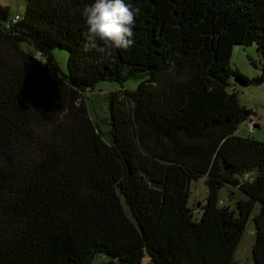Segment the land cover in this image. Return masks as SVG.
<instances>
[{
  "label": "trees",
  "instance_id": "obj_1",
  "mask_svg": "<svg viewBox=\"0 0 264 264\" xmlns=\"http://www.w3.org/2000/svg\"><path fill=\"white\" fill-rule=\"evenodd\" d=\"M23 1L0 5V264H231L256 204L264 264V143L236 136L253 113L229 90L264 83V0H125L134 44L110 56L82 50L93 0ZM237 45H255L259 76L231 68ZM136 77L110 93L106 141L84 95ZM225 187L245 198L226 205Z\"/></svg>",
  "mask_w": 264,
  "mask_h": 264
},
{
  "label": "rangeland",
  "instance_id": "obj_2",
  "mask_svg": "<svg viewBox=\"0 0 264 264\" xmlns=\"http://www.w3.org/2000/svg\"><path fill=\"white\" fill-rule=\"evenodd\" d=\"M0 5L9 7L10 15H22L25 10V1L23 0H0ZM26 48L31 51L30 46ZM53 58L60 71L67 72L68 52L64 49L56 48L52 52ZM36 60H40L35 56ZM256 65V66H255ZM230 66L232 69H238L248 78H255L260 75V58L256 52L255 45L252 46H234ZM140 77L125 81L122 85L116 82H99L95 87L87 91L84 95L90 117L95 128L101 133L104 140L109 141V118H110V93L119 91L121 88L134 91ZM235 89L238 93L240 105L251 110L253 116L238 126L236 136L242 138H251L257 142L264 143V83L249 87L232 86L229 90ZM252 122L256 128L254 132H249L247 127ZM230 191L235 193V199L245 198L239 191L232 187H225L220 190L219 198L226 205L233 206V200H230ZM207 196L206 177L190 183L189 206H195L197 203H204ZM259 205L256 204L254 212L250 217L242 238L234 252L231 264H254L252 248L255 242L253 216L258 212ZM97 262V261H96Z\"/></svg>",
  "mask_w": 264,
  "mask_h": 264
},
{
  "label": "clouds",
  "instance_id": "obj_3",
  "mask_svg": "<svg viewBox=\"0 0 264 264\" xmlns=\"http://www.w3.org/2000/svg\"><path fill=\"white\" fill-rule=\"evenodd\" d=\"M134 9L125 0H93L81 10L86 25L82 50L110 56L113 49H128L134 44Z\"/></svg>",
  "mask_w": 264,
  "mask_h": 264
},
{
  "label": "crops",
  "instance_id": "obj_4",
  "mask_svg": "<svg viewBox=\"0 0 264 264\" xmlns=\"http://www.w3.org/2000/svg\"><path fill=\"white\" fill-rule=\"evenodd\" d=\"M106 262H107V259L104 256L99 255V256L95 257V259L93 260V262L91 264H106ZM145 264H147V263H145Z\"/></svg>",
  "mask_w": 264,
  "mask_h": 264
},
{
  "label": "built area",
  "instance_id": "obj_5",
  "mask_svg": "<svg viewBox=\"0 0 264 264\" xmlns=\"http://www.w3.org/2000/svg\"><path fill=\"white\" fill-rule=\"evenodd\" d=\"M19 19H20V17L19 16H16L14 22L18 21ZM255 128H256V126L252 122H250L249 125H248V127H247V130L249 132H252L253 133Z\"/></svg>",
  "mask_w": 264,
  "mask_h": 264
}]
</instances>
